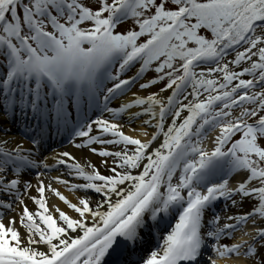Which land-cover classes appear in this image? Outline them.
<instances>
[{
    "label": "snow or ice",
    "instance_id": "6c2138e0",
    "mask_svg": "<svg viewBox=\"0 0 264 264\" xmlns=\"http://www.w3.org/2000/svg\"><path fill=\"white\" fill-rule=\"evenodd\" d=\"M218 259L264 264V0H0V264Z\"/></svg>",
    "mask_w": 264,
    "mask_h": 264
},
{
    "label": "bare ground",
    "instance_id": "6f19581e",
    "mask_svg": "<svg viewBox=\"0 0 264 264\" xmlns=\"http://www.w3.org/2000/svg\"><path fill=\"white\" fill-rule=\"evenodd\" d=\"M17 129H13V132H16ZM131 134H135V133H131ZM51 147L55 148L57 151H69L74 153L77 157H81L84 155H87V150H77L75 149L71 144L68 143V140L65 139L63 136H55L54 139L51 141ZM90 159L94 162V163H99V158L96 156H91ZM55 174V173H53ZM62 191L64 192L65 195H67L70 199L73 198L72 197V193L67 191L66 189H62ZM52 203L53 204H57L60 207L64 208L65 206L63 205L62 202H60L58 200V198L53 197L52 199ZM246 206H248L247 204L245 205V210H248L249 208H247ZM240 234L237 233V238H239ZM213 258L215 259L216 257L213 256ZM227 261H225L224 259H218V264H226Z\"/></svg>",
    "mask_w": 264,
    "mask_h": 264
},
{
    "label": "rangeland",
    "instance_id": "374dc122",
    "mask_svg": "<svg viewBox=\"0 0 264 264\" xmlns=\"http://www.w3.org/2000/svg\"><path fill=\"white\" fill-rule=\"evenodd\" d=\"M163 85L162 84H160V85H156V86H153V88L152 89H150V91H155V90H157L159 87H162ZM247 208H249L250 207V205H248V206H246ZM240 234V233H239ZM226 264H232V261L231 260H228L227 262H226Z\"/></svg>",
    "mask_w": 264,
    "mask_h": 264
}]
</instances>
